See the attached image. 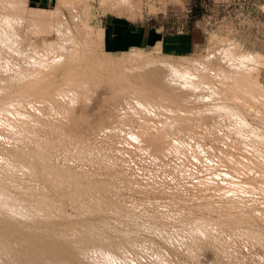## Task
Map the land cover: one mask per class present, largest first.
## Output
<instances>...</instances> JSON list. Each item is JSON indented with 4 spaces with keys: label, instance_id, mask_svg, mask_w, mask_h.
<instances>
[{
    "label": "rangeland",
    "instance_id": "374dc122",
    "mask_svg": "<svg viewBox=\"0 0 264 264\" xmlns=\"http://www.w3.org/2000/svg\"><path fill=\"white\" fill-rule=\"evenodd\" d=\"M112 3L72 0L60 7L58 0L51 9L43 10L30 7L25 0L21 7L13 35L17 47L7 50L11 59L32 68L59 49L63 35L71 29L80 38V34H91L94 27L96 44L84 42L92 46L85 56L80 53L66 58L62 70L54 74L57 81L48 83L46 89L55 94L59 87L68 85L65 77L69 70L81 72L91 67L102 70L103 82L84 90L85 97H77L76 92L69 99L55 94L58 98L45 105L44 111L40 105L26 102L25 108H13L19 101L28 102L29 98H24L28 95L17 94L24 98L20 96V100L15 92H9L15 97L2 98L6 108L15 111L0 115V264H264V238H259L264 234V196L258 193L264 159L254 156L251 146H238L235 142L241 137L236 139L230 134L236 131L224 128L247 124L254 133L264 134V0H132L131 5L121 3L117 7ZM87 5L91 9L86 10ZM146 19L163 32L199 30L203 45L187 58L163 55L158 43L149 48L134 46L131 51L110 48L111 42L121 41L112 37L110 27ZM224 51L230 56H222ZM149 62H168L209 85L196 95L184 92L178 100L169 99L174 105L169 103L168 108L228 105L242 110L241 119L226 114L227 120H213L199 114L194 121L172 124L183 125L185 130L165 129L171 137H144L165 132L160 126L169 124L150 120L154 113H148L147 120L141 117L143 113L138 114L137 109L145 98L136 96L129 85L114 81L125 67ZM217 62L221 70L228 69V74L245 75L248 95L242 98L238 89L229 91L217 78L209 83L214 77L203 68ZM53 106L60 111L71 110L70 114L52 111ZM18 109L21 114L16 115ZM194 115L198 114L186 116ZM20 117L23 121L17 122ZM9 120H16V125ZM148 125L159 127L137 130ZM14 131H19L18 136ZM158 138L165 139L163 152ZM147 139H155L160 145L156 142L150 149ZM258 150L261 156V146ZM46 151L47 155H42ZM226 152L238 155L237 172L229 164H217ZM240 156L247 157H243L246 161ZM251 177L258 181L255 192L246 194L237 189L241 178ZM224 204L232 206L229 209ZM200 220L212 221L219 228L205 232ZM243 227L248 234L252 228L249 238Z\"/></svg>",
    "mask_w": 264,
    "mask_h": 264
},
{
    "label": "bare ground",
    "instance_id": "6f19581e",
    "mask_svg": "<svg viewBox=\"0 0 264 264\" xmlns=\"http://www.w3.org/2000/svg\"><path fill=\"white\" fill-rule=\"evenodd\" d=\"M106 0H101V2H104ZM70 2V1H69ZM25 3V0H0V106H3L2 108L3 109H0V115H2L3 113H6V112H10V109L11 107H8L6 108V105L7 104H3V100L2 98L6 99L5 96H8V95H13V94H9V92H15V95L18 96L19 94L21 95H28V97H24V98H29L28 99V102L27 101H19L17 103H15L14 105V109H17V108H25L24 105L25 103L23 102H26L28 105H40V108H42V110L44 111V108H45V105L46 107L48 106L47 104H49L53 98H56L55 94L56 95H60V96H63L65 98H71L73 97L76 93H78V96L77 97H85V95L83 94L84 90H87V91H90L92 90V88H95V87H98L102 84L103 82V78L101 76V72L102 70L99 69V68H95V67H91V68H87L86 70H83L81 72H76V71H73V70H69L67 73H66V77L65 79L67 80L68 82V85H66L65 87H59L57 92L55 94L53 93H49L46 89V85L52 81H57V80H54L55 76L54 74L58 73V71L66 64V58L68 57H76V56H80V53H82L81 55L82 56H85L86 55V51L89 50V47H92L91 45H84V42H91L92 44H96V41L94 40V35H96L95 33V28L91 27L92 28V33L89 35H82L80 34V38H77L78 35L77 33L71 29L70 31H68L67 33H65L62 38V40L60 41L61 42V45L59 46V49H57V46L56 47H53V48H56L57 50L55 52H58V53H51L52 55L51 56H47L46 60L44 61H38V63L30 68L29 65H25V64H20L18 62H16L14 59H11L10 56L8 55L7 53V50H11L13 51V49L17 46H15L14 44V32H15V26L16 24H18V22H20V17H21V12H22V5ZM60 3V6L65 4V3H68V1H65L62 3V1L60 0L59 1ZM126 4V5H131L132 4V0H113V7H117L119 4ZM73 4H75V2H73ZM59 9V8H58ZM41 12V11H40ZM59 14V13H58ZM82 20H86L85 18L82 19ZM87 22V20H86ZM17 32V31H16ZM79 33V32H78ZM16 34V33H15ZM61 36V35H60ZM16 41V40H15ZM57 43V42H56ZM18 44V43H17ZM20 48V47H19ZM234 48V47H233ZM21 49V48H20ZM19 49V50H20ZM95 49V48H94ZM18 50V51H19ZM20 52V51H19ZM220 53V52H219ZM222 54V53H221ZM217 55V53L215 54ZM219 55V54H218ZM217 57H220L218 56ZM230 56L229 53H225L224 51V54L222 56ZM15 56V54H14ZM52 56H55L53 58H51ZM139 58V57H138ZM86 59L84 58L82 61L86 62L85 61ZM249 60V59H248ZM253 60V62L255 63V59H250V61ZM243 61V60H242ZM211 62V61H210ZM221 62V61H219ZM209 64V63H207ZM206 64V65H207ZM212 64V63H211ZM207 65L205 66L202 70L204 71V73H207L209 75H211V77H214L213 79H211L212 82H209L210 84L212 83L213 84V80H215L216 78L219 79L224 87L226 89H228L229 91H233L234 89H238L241 94L240 96L243 98V96L245 94H249L246 90L249 88L248 85H246V81H247V78H243L245 75L244 74H228L229 71L228 69H225V70H221L219 68V64L217 62V65ZM224 65V63H221ZM32 65V64H31ZM154 65V66H153ZM135 65V67H132V66H128V67H125L124 69H122L120 71V75L117 79V81L115 80L114 83H121V84H124V85H129L130 87L134 88L135 91H136V96H141V97H144L145 98V102H143L142 104H139L138 107L139 109H137V113L138 114H141V117H143L145 120H147L148 118V113H154L156 116H153L150 120H154V121H157V120H160V121H164L166 123H168L169 125H161V129L163 131H165V129H170L171 131L174 130L176 132H180V130H185L184 129V126L183 125H172L174 124L175 122H181V121H184V120H188V121H194V117H199V114H201V116H209V118H213L214 119H221V120H224L226 119L227 120V117H226V114H231L233 117L235 118H239L241 119V115H242V110L239 111L237 109H230L228 108L229 106L227 105H222V106H206L205 109H200L197 107L193 108V109H186V108H189V105L188 107H186L185 109L182 107L181 109H173V108H168L169 106H171V102H169L168 100L169 99H172V98H177V97H181L183 96L184 92H190V94H195L196 95V92H200V90H204V89H207L209 87V85L205 84L204 81L206 80H202L199 79V77H196L195 75H192L191 72L189 71H182L180 69H174L172 68L173 70V73H168L167 72V68L166 66L167 65H162L161 64H157V63H153V62H149L147 63L146 65L144 66H137ZM249 66V65H248ZM81 67V66H80ZM198 67V66H197ZM230 67V66H229ZM68 68V67H67ZM201 69V67H200ZM62 70V69H61ZM256 69H254L255 71ZM253 71V70H252ZM258 71V70H257ZM221 75H220V74ZM239 73H243V72H239ZM245 73V72H244ZM65 74V72H64ZM129 74V76H128ZM133 75H137V77H134ZM62 76H65V75H62ZM135 78V79H133ZM133 80V81H132ZM136 81V82H135ZM138 82V83H137ZM184 82V83H182ZM203 82L204 84L203 85H200V83ZM53 83L55 82H52L51 84L53 85ZM62 89H66L65 91H61ZM244 91H241L243 90ZM149 90H151V92H149ZM222 90V89H221ZM22 92V93H21ZM80 92V93H79ZM82 92V93H81ZM86 92V91H85ZM225 92V91H224ZM234 92V91H233ZM18 94V95H17ZM87 94V93H86ZM223 94V93H222ZM20 95V96H21ZM88 95V94H87ZM200 95V94H199ZM14 96V95H13ZM20 96H18L17 98H20ZM233 96L237 98V94L236 93H233ZM239 96V95H238ZM252 96V95H250ZM10 97V96H9ZM15 97V96H14ZM192 97H194L192 95ZM21 98H23L21 96ZM20 98V100H21ZM23 98V99H24ZM58 98V96H57ZM56 98V99H57ZM203 98V96H202ZM2 99V100H1ZM240 99V97H239ZM26 100V99H25ZM173 100V99H172ZM178 100V98H177ZM176 100V101H177ZM186 100V99H185ZM60 101V99H59ZM55 102V101H54ZM180 102V101H179ZM182 102V101H181ZM195 102V101H194ZM205 102V101H204ZM169 103H171L169 105ZM183 103V102H182ZM203 103V102H202ZM206 103V102H205ZM180 104V103H179ZM186 104H189L188 102ZM204 104V103H203ZM202 104V105H203ZM64 105V104H62ZM163 105H168L167 107L163 106ZM174 105V104H172ZM176 105V104H175ZM182 105V104H181ZM180 105V106H181ZM191 105V104H190ZM199 105V104H197ZM195 105V106H197ZM178 106V105H177ZM179 106V107H180ZM183 106V105H182ZM185 103H184V107H185ZM175 107V106H174ZM237 107V106H236ZM66 108V107H64ZM178 108V107H177ZM204 108V107H203ZM21 109V108H20ZM54 109V110H53ZM15 111V110H14ZM14 111H12V113H14ZM19 111V109L17 110ZM15 112L16 115L17 113L21 114L20 111L19 112ZM22 111V110H21ZM52 111H56L58 113H62V111L66 112V114H68L70 111L68 109H62V111H60V109H57L55 106L52 107ZM46 112V110H45ZM54 112V113H56ZM136 112V111H134ZM141 112V113H139ZM11 113V114H12ZM181 113V114H180ZM189 113H196L198 115H194L193 117H190V118H187V114L189 115ZM70 114V113H69ZM68 114V115H69ZM177 116V115H179ZM205 114V115H203ZM9 115V114H8ZM13 115V114H12ZM29 116H31L29 113H28ZM164 115V116H162ZM202 119V117H201ZM258 119L260 120H263V117H258ZM18 120V119H17ZM206 120V119H205ZM23 121V119L21 120V117H20V120H18L17 122H21ZM197 121V120H196ZM16 122V120H15ZM14 121L12 120H9L8 123H12L13 126L14 124L16 125ZM51 124V123H50ZM243 125V124H242ZM245 125V124H244ZM47 126H50V125H47ZM54 127L57 128V126L55 125H52ZM51 126V127H52ZM231 126V125H230ZM233 126V125H232ZM157 127V125H148V126H138V129L137 130H147V131H151V130H155ZM215 127V126H214ZM212 127V128H214ZM218 127V126H217ZM216 127V128H217ZM221 127V126H220ZM219 127V128H220ZM16 129H18V127H13ZM23 128V127H21ZM209 128V127H208ZM219 128H217L218 130H220ZM224 128H228L227 130L230 129V131H236V133H230V134H233V135H236L234 137H236V139L238 137H241L239 139L241 140H238L236 141L235 143L238 145V146H246V149H248V147H252L249 148L251 151H254V156L255 155H258V158L261 157V161L264 159V150H263V146H264V134L261 133V135H258L256 133H254V129L251 127V126H233V127H224ZM19 130V129H18ZM23 130V129H21ZM25 130V129H24ZM54 130V129H53ZM189 130V129H188ZM259 130V129H258ZM17 131V130H16ZM28 130H25V132H27ZM31 130L29 129V132ZM19 132V131H18ZM17 132V133H18ZM32 132V131H31ZM248 132H251V133H248ZM253 132V133H252ZM257 132V131H256ZM14 133H16L14 131ZM16 133V134H17ZM24 133V131H23ZM15 134V135H16ZM31 134V133H29ZM28 134V135H29ZM218 134V133H217ZM221 134V133H220ZM227 134V133H226ZM22 135V133L20 134ZM19 135V136H20ZM172 134L168 133V132H163V133H157L155 135L153 134H146L144 135V137H171ZM191 135V134H190ZM229 134L226 135H223V136H226V138H230L228 137ZM18 136V134H17ZM32 136V135H31ZM63 136V135H62ZM179 136V135H178ZM200 136V135H199ZM215 136V134H214ZM222 136V137H223ZM24 137V136H21V138ZM26 137V136H25ZM28 137V136H27ZM183 137V136H182ZM185 137V136H184ZM191 137V136H190ZM233 136H231L232 138ZM219 137H217L218 139ZM233 139V138H232ZM18 140V139H17ZM25 140V139H24ZM155 141V139H153ZM158 142H161L160 144H162V146L164 147V138H161V139H157ZM187 140V139H186ZM191 140V139H189ZM221 140V139H220ZM152 142L150 139H147V142L149 143V148L151 149V145H155L154 143L156 142ZM175 141V140H174ZM219 141V140H218ZM230 142V139L228 140ZM235 141V140H234ZM20 142V141H19ZM156 143L157 146H159L160 144L159 143ZM176 142V141H175ZM223 142V141H222ZM22 143V141H21ZM24 143V142H23ZM137 143V142H135ZM147 143V144H148ZM188 143V142H187ZM17 144V143H16ZM145 144V143H144ZM190 144V143H188ZM233 144V142H232ZM19 145V144H18ZM31 145V144H29ZM129 146L132 145V144H128ZM141 145V144H140ZM236 145V146H237ZM35 146V145H33ZM139 146V145H138ZM144 146V145H143ZM156 146V147H157ZM181 146V145H180ZM189 146V145H188ZM235 146V144H234ZM261 146V156H260V153L258 152V148ZM37 147V146H36ZM142 147V145L140 146ZM155 147V146H154ZM155 147V148H156ZM190 147V146H189ZM240 147V149H241ZM242 147V148H243ZM144 148V147H143ZM161 147H159L160 149ZM38 149V148H37ZM162 150V152L164 151L165 147L163 149H160ZM228 149V148H227ZM244 149V148H243ZM42 151V149H39ZM141 150V149H140ZM191 150V149H190ZM21 151V150H19ZM197 151V150H196ZM210 151V150H209ZM235 151V150H234ZM245 151V150H243ZM17 152V151H16ZM39 152V151H38ZM43 152V151H42ZM154 152V151H152ZM151 152V153H152ZM157 152V151H155ZM222 152V151H221ZM247 153V151H245ZM49 153V152H48ZM147 153V152H146ZM169 153V152H168ZM215 153V152H214ZM227 153V152H226ZM232 153V152H231ZM29 154V153H28ZM142 154V153H141ZM149 154V153H148ZM153 154V153H152ZM161 154V152H160ZM201 154V153H199ZM216 154V153H215ZM224 154V153H223ZM8 155V154H7ZM42 155H47V151H46V154L42 153ZM50 155V153H49ZM162 155V154H161ZM170 155V154H169ZM197 155V154H196ZM253 155V154H252ZM2 156V155H1ZM193 156V155H191ZM203 156V155H202ZM225 156V157H224ZM238 156V155H235V157ZM249 156H251V153L249 154ZM45 157V156H44ZM50 157V156H49ZM183 157V156H182ZM205 157V156H204ZM208 157V156H207ZM235 157L228 154L227 155H223L222 158L218 161L217 164H219V166H223V167H227L226 165L229 164L234 171L237 172V168L235 166V163L239 165V163H237L238 161L235 160ZM242 156H240L241 158ZM245 158V156H243ZM242 157V158H243ZM252 157V156H251ZM257 157V156H256ZM15 158V157H14ZM209 158V157H208ZM241 158V159H242ZM243 158V160H245ZM254 158V157H253ZM3 159V158H2ZM206 160V158H204ZM216 159V158H215ZM255 159V158H254ZM194 160V159H193ZM209 160V159H207ZM214 160V159H213ZM217 160V159H216ZM1 161V160H0ZM195 161V160H194ZM197 161V159H196ZM195 161V162H196ZM246 161V160H245ZM258 161V160H257ZM18 162V161H17ZM207 162H210L211 163V160L210 161H207ZM259 162V161H258ZM6 163V162H5ZM13 163V162H12ZM15 163V162H14ZM202 165V164H201ZM206 165V164H205ZM242 165H245V164H242ZM251 165H253V163H251ZM259 165V164H258ZM255 166V165H254ZM228 167V169H229ZM242 167V166H241ZM186 168V167H185ZM195 168V167H194ZM203 168V167H202ZM230 168V169H231ZM244 168V167H243ZM204 169V168H203ZM206 169V168H205ZM209 169V168H208ZM231 169V172L233 171ZM207 170V169H206ZM205 170V172H206ZM213 170V168L211 169ZM210 170V172H212ZM246 170V169H245ZM176 171V170H175ZM187 171V170H186ZM247 171V170H246ZM252 171V170H250ZM250 171H248V174H250ZM195 172V170H194ZM202 172V171H201ZM200 172V173H201ZM209 172V171H208ZM209 172V173H210ZM235 172V173H236ZM180 173V172H179ZM199 173V174H200ZM244 173V172H242ZM253 173V172H251ZM256 173V172H255ZM181 174V173H180ZM189 174V173H188ZM208 174V173H207ZM247 174V173H245ZM253 175V174H252ZM259 174H257L258 176ZM186 176V175H185ZM242 176V175H241ZM256 176V174L254 175ZM188 177V176H187ZM245 177V176H244ZM259 177V176H258ZM52 178V177H51ZM54 178V177H53ZM190 178V177H189ZM205 178V177H204ZM209 178V177H208ZM260 178V177H259ZM258 178V179H259ZM210 179V178H209ZM212 179V178H211ZM261 183L259 182V184H261V188L259 190V188H257V191L258 193L262 194L264 196V172L261 171ZM198 180V179H197ZM200 180V179H199ZM208 180V179H207ZM241 181L240 183H238V185L236 186L237 189L243 191L244 193H249V192H255L254 190V187L255 185L258 183L257 180H255L254 178H247V179H244V178H241ZM204 181V180H203ZM215 181V180H213ZM234 181V180H233ZM197 183V181H196ZM203 183V182H202ZM207 183V182H206ZM215 183V182H214ZM28 184V183H27ZM200 184V182H199ZM205 184V183H204ZM203 184V185H204ZM235 184V183H234ZM258 184V185H259ZM32 185V184H30ZM198 185V184H197ZM211 185V184H210ZM208 186V184H207ZM213 186V185H212ZM219 186V185H218ZM232 186V185H231ZM230 186V187H231ZM216 187V185H215ZM202 188V187H200ZM221 189V188H220ZM219 189V190H220ZM218 190V191H219ZM256 191V193H257ZM207 200V199H206ZM198 201V200H197ZM234 203V202H233ZM247 203V202H246ZM232 204V203H231ZM235 204V203H234ZM225 205V204H224ZM223 205V206H224ZM228 205V204H226ZM225 205V206H226ZM242 205V204H240ZM214 206V205H213ZM217 206V205H216ZM215 206V207H216ZM232 205H230L231 207ZM235 206V205H234ZM233 206V207H234ZM246 206V205H245ZM245 206H242V207H245ZM208 207V206H206ZM219 207V206H217ZM227 207V206H226ZM230 207L228 206L227 208L230 209ZM239 207V206H238ZM210 208V207H209ZM220 208H221V205H220ZM226 208V209H227ZM237 208V206H236ZM241 208V206H240ZM248 208V207H247ZM225 209V207L223 208ZM213 210V207L212 209ZM217 210V208H216ZM232 210V209H231ZM243 210V209H242ZM240 211V210H239ZM244 211V210H243ZM242 211V212H243ZM251 211V210H250ZM220 212V211H219ZM245 212H243V215H244ZM261 213V212H260ZM241 214V213H240ZM246 214V213H245ZM251 214V213H250ZM221 215V213H220ZM230 215V214H229ZM228 215V218L231 219V217H229ZM232 215V214H231ZM242 215V214H241ZM249 215V214H248ZM253 215V214H252ZM234 216V215H233ZM236 217L239 216V214L237 213V215H235ZM247 216V215H246ZM257 216V215H255ZM263 216V215H262ZM202 217V216H201ZM200 217V218H201ZM206 218V217H205ZM254 218V216L252 217ZM199 219V218H198ZM197 219V220H198ZM204 219V218H203ZM212 219V218H211ZM209 219V220H211ZM256 219V218H255ZM253 219V220H255ZM205 220H208V219H205ZM252 220V221H253ZM193 221V220H192ZM201 221V220H200ZM220 221V220H219ZM196 222V220H195ZM202 222V227L206 230L205 232H208V230H210L211 228H216L218 227L219 228V224L216 225L215 223H212L211 222ZM216 222V220H215ZM223 222V221H222ZM255 222V221H253ZM174 223V222H173ZM194 223V222H193ZM220 223V222H219ZM222 224V223H221ZM228 224V223H227ZM193 225V224H192ZM200 225V224H198ZM223 225V224H222ZM231 225V224H230ZM255 225V224H253ZM201 227V228H202ZM222 227V226H221ZM220 227V228H221ZM231 227H235L234 226H231ZM230 227V228H231ZM246 227V226H245ZM200 228V227H199ZM227 229V228H226ZM238 229V228H237ZM243 229H246V228H242V231ZM252 229V228H250ZM251 231L250 233H252L253 230H250ZM201 230V229H200ZM217 230H220V229H217ZM224 231V229H222ZM232 230H235V229H231L230 231ZM248 230V229H247ZM246 230V231H247ZM204 231V230H203ZM214 231V229H213ZM221 231V230H220ZM236 231V230H235ZM239 231V230H238ZM237 231V232H238ZM241 231V229H240ZM239 231V233L241 234V232ZM245 231V230H244ZM243 231V232H244ZM244 232L246 233L245 234V237L247 235V237L249 236L248 232ZM201 232V231H200ZM255 234L256 231H254ZM193 233V232H192ZM202 233V232H201ZM233 233V232H232ZM243 233V234H244ZM259 233V232H258ZM203 234V233H202ZM253 234V233H252ZM254 234V235H255ZM264 236V234H262ZM259 234V236H262ZM253 236V235H252ZM257 236V235H256ZM255 236V238H256ZM259 237L260 239L264 237ZM204 237L206 238V233L204 235ZM258 237V236H257ZM249 238V237H248ZM259 238H256V239H259ZM259 239V240H260ZM258 240V241H259ZM261 240V241H262ZM252 241V240H251ZM257 242V240H256ZM264 240L262 241V244H263ZM6 249V248H5ZM37 258V257H36ZM4 260V259H3ZM18 260V259H17ZM16 260V261H17ZM7 262V261H6ZM13 263V262H12Z\"/></svg>",
    "mask_w": 264,
    "mask_h": 264
},
{
    "label": "crops",
    "instance_id": "0c3cea01",
    "mask_svg": "<svg viewBox=\"0 0 264 264\" xmlns=\"http://www.w3.org/2000/svg\"><path fill=\"white\" fill-rule=\"evenodd\" d=\"M61 1L63 3L72 0ZM57 2L58 0H28L30 7L43 10L51 9ZM60 7H62V5ZM89 9L91 8L87 5L86 10ZM148 22L149 21L146 19L144 21L135 22L122 21L114 24V28L110 27L112 37L114 39L119 37L121 41L119 43L111 42L110 48L117 52L131 51V47L134 46L149 48L158 43L163 55L174 58H187L195 55L203 45V34L199 30L193 29L183 33L163 32L156 24H149ZM163 64L167 65L166 68L168 73H173V66L168 62L162 63V65Z\"/></svg>",
    "mask_w": 264,
    "mask_h": 264
},
{
    "label": "built area",
    "instance_id": "2783aa9c",
    "mask_svg": "<svg viewBox=\"0 0 264 264\" xmlns=\"http://www.w3.org/2000/svg\"><path fill=\"white\" fill-rule=\"evenodd\" d=\"M176 32H178V33H183V32H185V31H184V30H182V31H178V30H177Z\"/></svg>",
    "mask_w": 264,
    "mask_h": 264
}]
</instances>
